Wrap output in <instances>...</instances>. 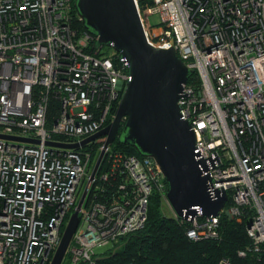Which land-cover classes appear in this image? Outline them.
<instances>
[{"label": "built area", "instance_id": "obj_1", "mask_svg": "<svg viewBox=\"0 0 264 264\" xmlns=\"http://www.w3.org/2000/svg\"><path fill=\"white\" fill-rule=\"evenodd\" d=\"M135 4L147 41L174 48L194 70L180 113L198 157L212 159L210 193L228 196L218 215L197 207L193 220L179 218L186 234L221 240L223 215L248 218L252 244L238 255L257 253L264 243V0ZM98 41L76 0H0V134L39 141L0 137V264H51L87 185L63 263L95 264L98 247L145 226L155 191L166 200L168 183L153 157L115 149L116 140L105 146L106 136L79 148L48 144L80 143L115 119L130 62ZM218 264L234 262L223 256Z\"/></svg>", "mask_w": 264, "mask_h": 264}, {"label": "water", "instance_id": "obj_2", "mask_svg": "<svg viewBox=\"0 0 264 264\" xmlns=\"http://www.w3.org/2000/svg\"><path fill=\"white\" fill-rule=\"evenodd\" d=\"M76 7L84 28L99 36L98 44L114 45L128 58L132 79L115 119L106 128L80 143L50 141L48 144L79 148L106 136L105 146H108L118 139L139 154L153 157L160 165L168 183L165 197L177 218L193 220L199 213L197 207L204 216L218 215L227 201V192H219L216 197L210 193L212 178L206 172L212 159L198 157L195 132L191 123L182 118L178 104L183 85L194 70L187 67L174 48H158L147 41L135 0H76ZM0 137L39 142L13 135L0 134ZM88 188L89 185L68 222L51 264L64 261Z\"/></svg>", "mask_w": 264, "mask_h": 264}, {"label": "trees", "instance_id": "obj_3", "mask_svg": "<svg viewBox=\"0 0 264 264\" xmlns=\"http://www.w3.org/2000/svg\"><path fill=\"white\" fill-rule=\"evenodd\" d=\"M54 113L55 110L51 115ZM113 146L140 155L134 147L118 139ZM163 202L162 195L155 191L149 200L145 226L101 251L97 248L95 264H218L223 256L231 258L234 264H264V243L257 253H249L246 257L238 255L239 249L252 244L246 230L248 218L237 222L223 215L221 240L194 241L186 234L187 221L163 213Z\"/></svg>", "mask_w": 264, "mask_h": 264}, {"label": "rangeland", "instance_id": "obj_4", "mask_svg": "<svg viewBox=\"0 0 264 264\" xmlns=\"http://www.w3.org/2000/svg\"><path fill=\"white\" fill-rule=\"evenodd\" d=\"M151 20H153L154 22H156V21L159 20V16L158 15H154V16L151 17ZM162 208H163V210H162L163 213H165L167 215H174L172 209L170 208V206H169V204H168V202L166 200L163 202ZM109 246H110V244H109ZM105 247L106 246H104V247H98V251H101V250L105 249ZM65 260H66V258H65Z\"/></svg>", "mask_w": 264, "mask_h": 264}]
</instances>
